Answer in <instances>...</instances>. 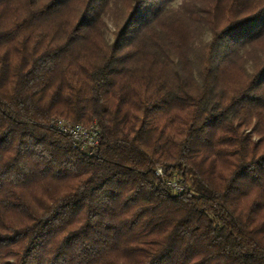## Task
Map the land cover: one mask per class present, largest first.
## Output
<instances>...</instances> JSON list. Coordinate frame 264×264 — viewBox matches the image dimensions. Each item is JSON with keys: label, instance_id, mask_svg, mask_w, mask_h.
<instances>
[{"label": "trees", "instance_id": "trees-1", "mask_svg": "<svg viewBox=\"0 0 264 264\" xmlns=\"http://www.w3.org/2000/svg\"><path fill=\"white\" fill-rule=\"evenodd\" d=\"M176 1L0 0V264H264V0Z\"/></svg>", "mask_w": 264, "mask_h": 264}, {"label": "built area", "instance_id": "built-area-1", "mask_svg": "<svg viewBox=\"0 0 264 264\" xmlns=\"http://www.w3.org/2000/svg\"><path fill=\"white\" fill-rule=\"evenodd\" d=\"M51 127L58 133L68 137L73 145L83 153L94 155L99 148L101 134L97 124L83 126L73 124L65 119L55 118L51 121ZM156 175L163 178L164 171L158 168ZM166 184L173 189L175 194H182L186 191L185 185L177 179L168 180Z\"/></svg>", "mask_w": 264, "mask_h": 264}, {"label": "rangeland", "instance_id": "rangeland-1", "mask_svg": "<svg viewBox=\"0 0 264 264\" xmlns=\"http://www.w3.org/2000/svg\"><path fill=\"white\" fill-rule=\"evenodd\" d=\"M182 0H177L175 2V6H178L181 3ZM209 38V34L207 33V35L205 36V39L207 40Z\"/></svg>", "mask_w": 264, "mask_h": 264}]
</instances>
